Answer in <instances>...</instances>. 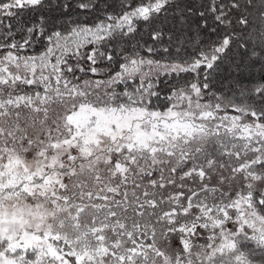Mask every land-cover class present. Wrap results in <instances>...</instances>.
I'll return each instance as SVG.
<instances>
[{
  "label": "snow or ice",
  "instance_id": "1",
  "mask_svg": "<svg viewBox=\"0 0 264 264\" xmlns=\"http://www.w3.org/2000/svg\"><path fill=\"white\" fill-rule=\"evenodd\" d=\"M0 264H264V0H0Z\"/></svg>",
  "mask_w": 264,
  "mask_h": 264
}]
</instances>
